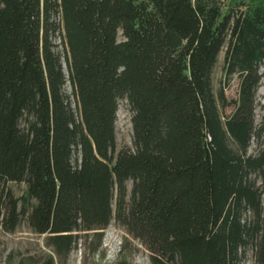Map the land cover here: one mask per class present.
I'll return each instance as SVG.
<instances>
[{"label":"trees","instance_id":"16d2710c","mask_svg":"<svg viewBox=\"0 0 264 264\" xmlns=\"http://www.w3.org/2000/svg\"><path fill=\"white\" fill-rule=\"evenodd\" d=\"M263 66L264 0H0L2 229L45 235L41 264L113 221L151 264H264Z\"/></svg>","mask_w":264,"mask_h":264},{"label":"rangeland","instance_id":"374dc122","mask_svg":"<svg viewBox=\"0 0 264 264\" xmlns=\"http://www.w3.org/2000/svg\"><path fill=\"white\" fill-rule=\"evenodd\" d=\"M223 5V11L238 1L247 3L257 0H220ZM121 36H119V39ZM224 51L218 57L216 67L213 72L212 82L214 92L218 91L220 80L223 78L222 66ZM264 71V66L262 67ZM238 80L234 78L230 85L225 89L229 98L237 96ZM70 92V87H67ZM232 108H226L225 112L230 113ZM257 123H264V77L257 93ZM132 112L126 100H121L117 113L116 137L117 150L122 147L132 146ZM257 146L254 143L250 148L255 152ZM16 196H20L25 190V184L11 183ZM264 206V195L262 197ZM1 221V218H0ZM96 238L93 236L83 237L75 249L69 254L66 260H57L58 264H151L148 250L140 242L131 237L126 230L112 222L104 231V237L100 248L94 251ZM52 254V251L45 243V235H38L31 231L26 222L13 233L5 232L0 223V264H26V262H36L41 264Z\"/></svg>","mask_w":264,"mask_h":264}]
</instances>
